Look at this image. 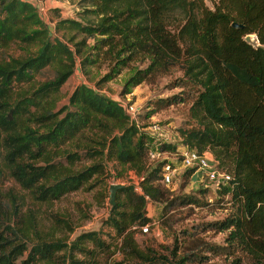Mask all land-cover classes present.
I'll use <instances>...</instances> for the list:
<instances>
[{
    "label": "trees",
    "instance_id": "obj_1",
    "mask_svg": "<svg viewBox=\"0 0 264 264\" xmlns=\"http://www.w3.org/2000/svg\"><path fill=\"white\" fill-rule=\"evenodd\" d=\"M209 1L211 7L205 0H78L75 15L58 18L53 34L33 1L0 0V176L36 202L48 203L85 186L88 190L104 172L96 157L127 167L138 185L116 191L106 222L125 256L152 263L155 253L139 249L134 232L150 223L148 201L162 203L164 212L176 202L161 183L167 161L149 158L150 132L139 123L145 115L138 111L135 121L121 103L97 89L132 61L147 63L127 78L121 96L178 67L188 91L166 97L161 105L188 100L192 124L178 127L179 142L165 141L157 150L175 152L184 145L207 152L216 168L230 174L214 186L235 209L202 229L227 231L223 250L236 247L250 264H264V0ZM233 22L242 27H232ZM249 35L257 42L246 39ZM104 57L114 65L97 89L77 85L67 105L55 109L52 97L77 65L87 74ZM46 68L52 77L36 83ZM86 132L94 134L89 141L98 149L78 143ZM72 144L93 163L75 168L80 155ZM194 173L188 168L181 177L189 180ZM23 200L10 191L0 195V264H65L58 252L66 243L43 240L35 218L22 213ZM179 201L199 203L193 195ZM32 235L37 241L29 246L26 239ZM108 247L100 231L83 232L68 246V264L85 262L74 259L72 250L88 259Z\"/></svg>",
    "mask_w": 264,
    "mask_h": 264
},
{
    "label": "rangeland",
    "instance_id": "obj_2",
    "mask_svg": "<svg viewBox=\"0 0 264 264\" xmlns=\"http://www.w3.org/2000/svg\"><path fill=\"white\" fill-rule=\"evenodd\" d=\"M30 1L35 3L44 20V13H41L44 11L42 5L40 8L38 0ZM58 1L59 4L65 2L61 4L60 8L64 15H75L78 0ZM205 2L208 6H212L209 0H205ZM54 22L48 23L53 34H55L53 32ZM249 36L251 42H257L255 35ZM89 42L92 40L89 39ZM14 50L15 48H13ZM146 63L132 61L128 67L122 68L115 77L102 83L101 89H97V82L111 73L114 62L105 57L100 58L88 68L87 74L77 65L74 73L61 86L59 92L52 97L56 102L55 109L67 105L68 98L74 88L77 85L85 84L97 89L99 93L117 100L122 105L133 104L137 112L143 113L144 121L140 120L139 123L143 125L141 126L142 130L150 132L148 136L151 147L154 149H157L165 141L179 142L178 127H187L192 124L188 114L190 102L187 100L168 106L161 105V101L166 97L183 95L188 91L187 86L189 85H184L185 78L178 67H173L167 73L155 77L152 82H143L131 88L128 94L121 96L120 92L127 78L138 67L143 68ZM52 74V69L46 68L36 75L35 82L45 81L51 78ZM180 82L183 84L177 86V83ZM25 87L26 85H22L17 88ZM91 134L94 136L93 133ZM91 134L86 132L78 139V143L85 147L98 149L99 144L89 141ZM72 145L73 151L78 150V147ZM77 153L80 155V160L75 163V168H82L93 163L94 160L88 159L87 153H84L83 150H78ZM95 161H101L104 172L95 176L88 183L91 185L88 190L85 186L83 189L65 194L60 199L48 203L36 202L30 197L28 191L22 190L12 179L0 176V195L4 197L10 191L17 198L23 197L21 211L23 214L35 218L38 223V235L43 240H59L66 243L67 248L58 252L60 259L62 257L66 259L65 264L69 262L70 248L68 246L76 236L87 231H100V236L109 247L103 251L96 250L95 255L88 259L78 251L72 250L74 259H84V264H230L235 260L238 264H250L248 256L238 248L222 249L227 244L225 240L227 231L202 229V225L205 223L222 219L235 209L234 205L228 203L227 196L222 198L218 192L215 193L216 187L207 180L206 173L202 171L194 173L189 180L181 177L182 171L175 177L171 185L164 186L168 190V196L176 199L175 204L168 211L164 212L163 204L159 202L146 205L150 223L145 229L136 230L134 237L139 249L144 252L148 251V253L149 249L153 250L155 259L152 263L125 256L119 249V239L106 222L111 211L109 187L112 184L129 185L133 183L138 185L139 178L133 171L113 160L96 157ZM150 163L154 164L151 161ZM204 186H208L209 189L205 193H199V189ZM183 195L197 196L199 203L180 204L179 197ZM26 240L30 246L32 242L37 241V238L32 235ZM173 252H175L174 256ZM26 255L27 252L24 253L23 258ZM183 257H185L184 262H180Z\"/></svg>",
    "mask_w": 264,
    "mask_h": 264
},
{
    "label": "built area",
    "instance_id": "obj_3",
    "mask_svg": "<svg viewBox=\"0 0 264 264\" xmlns=\"http://www.w3.org/2000/svg\"><path fill=\"white\" fill-rule=\"evenodd\" d=\"M126 113L135 121L137 120V110L133 104L125 103L124 105ZM155 128V127H153ZM151 161L164 160L167 161L163 165L161 183L165 186H169L173 183L175 177L182 171L188 168H194L195 173L202 171L206 173L207 180L213 185H218L220 182H226L230 179V174L216 168L210 161L211 157L207 152L199 153L197 150L179 145L175 152L163 151L160 152L153 147H150L148 152ZM151 203L148 201V204ZM147 226H144L145 229Z\"/></svg>",
    "mask_w": 264,
    "mask_h": 264
},
{
    "label": "crops",
    "instance_id": "obj_4",
    "mask_svg": "<svg viewBox=\"0 0 264 264\" xmlns=\"http://www.w3.org/2000/svg\"><path fill=\"white\" fill-rule=\"evenodd\" d=\"M38 3L40 5V8H41V5H42V7L44 9V11H42L41 13H44V21L47 24L49 22L53 23L59 17H67L60 10V8L62 7L61 4L65 3V2H60V4H59L58 0H38ZM57 15H60V16L58 17ZM42 18H43V16H42Z\"/></svg>",
    "mask_w": 264,
    "mask_h": 264
},
{
    "label": "water",
    "instance_id": "obj_5",
    "mask_svg": "<svg viewBox=\"0 0 264 264\" xmlns=\"http://www.w3.org/2000/svg\"><path fill=\"white\" fill-rule=\"evenodd\" d=\"M231 26L234 28H241L242 25L238 24L236 22L231 23ZM250 36H247L246 39H249ZM122 185L121 184H112L109 187V197H110V204L111 207H113L115 205V195H116V191L121 188Z\"/></svg>",
    "mask_w": 264,
    "mask_h": 264
}]
</instances>
